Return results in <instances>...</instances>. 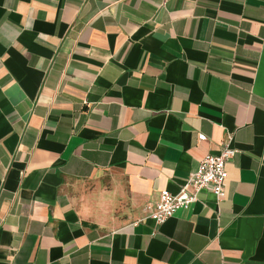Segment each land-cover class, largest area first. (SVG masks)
<instances>
[{"label": "crops", "instance_id": "crops-1", "mask_svg": "<svg viewBox=\"0 0 264 264\" xmlns=\"http://www.w3.org/2000/svg\"><path fill=\"white\" fill-rule=\"evenodd\" d=\"M0 264H264V0H0Z\"/></svg>", "mask_w": 264, "mask_h": 264}, {"label": "built area", "instance_id": "built-area-1", "mask_svg": "<svg viewBox=\"0 0 264 264\" xmlns=\"http://www.w3.org/2000/svg\"><path fill=\"white\" fill-rule=\"evenodd\" d=\"M199 140L206 141L207 138L200 135ZM231 143L232 137H228L218 155L206 156L177 195L163 191L155 209L149 214V219L158 226L164 225L178 211L187 210L198 203L199 196L203 192H210L217 198L218 202L222 201L228 180L227 165L239 153L232 148Z\"/></svg>", "mask_w": 264, "mask_h": 264}]
</instances>
